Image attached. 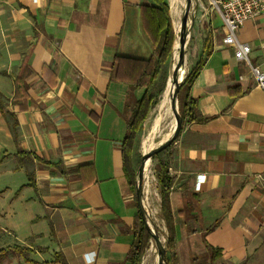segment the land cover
Listing matches in <instances>:
<instances>
[{
	"label": "crops",
	"instance_id": "crops-1",
	"mask_svg": "<svg viewBox=\"0 0 264 264\" xmlns=\"http://www.w3.org/2000/svg\"><path fill=\"white\" fill-rule=\"evenodd\" d=\"M213 1L197 0L202 43L190 68L208 39L213 50L188 91L198 119L183 123L165 160L176 250L179 264H211L206 243L222 250L214 264H264V92L250 67L264 74V19L238 30L251 48L250 64L238 61ZM146 2L0 4V97L19 124L16 139L0 111V199L9 193L35 209L38 248L62 264H129L139 206L122 147L146 90L112 80L111 65L116 55L157 56L143 28ZM20 76L28 99L14 102ZM136 158L135 144V171Z\"/></svg>",
	"mask_w": 264,
	"mask_h": 264
},
{
	"label": "trees",
	"instance_id": "trees-1",
	"mask_svg": "<svg viewBox=\"0 0 264 264\" xmlns=\"http://www.w3.org/2000/svg\"><path fill=\"white\" fill-rule=\"evenodd\" d=\"M147 1L148 2L143 3L140 6L141 18L144 31L152 42L157 56H153L148 59H139L130 56L116 55L111 65L112 80L126 84L134 90H146L144 96L136 102L133 108L132 115L128 121L127 133L123 140L122 147L124 174L128 181L129 188L135 195L136 200L137 183L136 171L134 170L132 160L133 150L138 135L143 129L144 123L149 118L152 110L155 109V106L159 103L158 99L153 97L152 90L155 87V83L160 76L162 65L167 63L171 58L176 42V33L174 30L168 4L164 0ZM212 51L213 50L210 46V39H208L204 44L203 55L187 74L186 79L181 87L178 100L179 111L182 116L183 123L187 120L191 122L198 119L196 113V101L189 98L188 91L204 68L207 60L212 54ZM54 85V82L50 84V86ZM15 86L16 92L13 99L14 102H18L21 100L26 101L28 99V93L25 86V77L20 76L19 78H17V80L15 81ZM23 106L25 105L21 106L22 109ZM0 111L4 118L11 121V123H9V127L12 135L17 139V130L19 127L17 117L12 112H8L6 110V104L1 97ZM85 168L86 167L80 168V177L82 181L83 170ZM159 170L160 173L157 179L159 183V194L161 198L160 210L168 231L166 245L167 264H179L176 250V240L173 232V218L169 198L172 187V178L169 173L168 166L160 161ZM28 178L30 184H33L34 175L28 174ZM84 186L87 187V184H84ZM216 227L217 225L211 227L209 230L211 231ZM135 234L136 241L130 251L127 261L129 264H142L146 251L150 247L152 236L149 230L146 228L145 222L139 210L138 214L136 215ZM206 248L210 254L211 264H214L219 258L222 257L221 249L214 248L207 243Z\"/></svg>",
	"mask_w": 264,
	"mask_h": 264
},
{
	"label": "rangeland",
	"instance_id": "rangeland-1",
	"mask_svg": "<svg viewBox=\"0 0 264 264\" xmlns=\"http://www.w3.org/2000/svg\"><path fill=\"white\" fill-rule=\"evenodd\" d=\"M171 1L174 2V0H166V2H170V3ZM175 1L178 4V6L181 7L180 8L181 17H179V21L181 22V18L183 15V9H184V5H183L184 3L182 0H175ZM194 3H195V7L191 14V17L193 16L195 18V23L191 30L189 43L186 49V53L188 56V64H189L187 68L186 76L191 70L190 64L192 63L195 57L194 51H197V49H199L202 43L200 36H199L200 35L199 28L202 24L200 23L201 18L198 14L199 10L197 6V0H194ZM174 30H176L175 26H174ZM177 37H179L178 33H176V40H177ZM170 69H171V58L169 59L167 63L162 65V69H161L162 73L160 72V76L155 83V87L152 90L153 97L158 99L159 102L165 90L167 80L172 75V70ZM157 106L158 105H156L155 109H153L152 112L150 113V116L144 123L143 129L138 135V138L136 141V152H137L136 174L141 165L142 154H146L152 148L158 146V144L161 142V138L165 134H167L168 131H170L171 129L167 126L168 121H166V123L164 122L162 124L163 127L159 126V128L157 129L156 134H155L156 137L154 136L156 140V145H152L151 147L147 148L145 151H141V148H142L141 142H142L143 136L148 135V133H150V130L153 129V124H154V121L158 113V111L156 110ZM169 148H167L164 152L158 154L156 157H154L151 160L152 172H150L149 176L150 175L152 176H150V181H151L150 184L146 182L145 178L143 181L145 204H146V209L149 214V220L157 227L159 234L161 233L160 237L163 238L165 246L167 245L168 233H167L166 225L162 218V214L160 210L159 183H158L157 177L160 173L159 161L164 164L166 163L165 160H166L167 153L169 152ZM136 183H137V176H136ZM1 194L2 193H0V195ZM9 196L10 194L7 193L5 195V198L2 197L0 199V264H35L36 262H39L40 264L42 263L44 264L47 261L51 262L54 260H57L59 264L64 263L63 258L61 257L56 258L55 255L47 256L43 250L38 248L42 240L34 236V230H37V228L35 229L34 224L30 221L31 215L35 213V209L31 207L29 204H27L26 202L15 201L14 195L8 198ZM153 215H154L155 220L151 218ZM152 243L154 244V242L151 241V244ZM35 250L38 251L39 255L41 256H37ZM147 251L143 258L142 264H144ZM205 263H206V258H203L198 261V264H205ZM152 264H157V260L153 261Z\"/></svg>",
	"mask_w": 264,
	"mask_h": 264
},
{
	"label": "water",
	"instance_id": "water-1",
	"mask_svg": "<svg viewBox=\"0 0 264 264\" xmlns=\"http://www.w3.org/2000/svg\"><path fill=\"white\" fill-rule=\"evenodd\" d=\"M194 7H195L194 0H185L183 15L181 18V25H180L181 29H180L179 37H177L176 44H175L174 51H173L174 53L175 48L177 46L179 50L178 61L175 67L173 68L172 75L170 77L172 78L173 84L175 86L173 93L171 95V99H170V107H169L170 111L164 112L163 116L160 118L158 122V127H157L158 129L159 126H162L164 122L168 121L167 126L169 128H172V124L173 122H175L173 133L170 137L161 141L158 144V146L153 148L151 151L147 152L146 154H142L141 165L136 174L137 176V189H136L137 202H138L140 213L145 222L146 228L149 230L152 236V242H154L157 252H158L157 264H167V249L159 236L158 229L149 220V214H148V211L146 209V204H145L143 181L145 177V171H146V168L149 162L154 157H156L158 154L164 152L167 148H169L177 140L180 134L181 128H182L183 119L179 111L178 96H179L181 87L186 79V76L183 80H181L180 71L184 69V67L186 66V57H187L186 49L189 43L191 30L195 23V18L193 16L191 17ZM190 17H191V25L189 26ZM155 129H152V131L154 132V136L157 131V130L154 131ZM150 224H152V226Z\"/></svg>",
	"mask_w": 264,
	"mask_h": 264
},
{
	"label": "built area",
	"instance_id": "built-area-1",
	"mask_svg": "<svg viewBox=\"0 0 264 264\" xmlns=\"http://www.w3.org/2000/svg\"><path fill=\"white\" fill-rule=\"evenodd\" d=\"M4 0H0V4ZM35 3L37 0H29ZM213 6L216 8L223 21L225 36L224 43L235 49V57L238 61L250 64V46L238 41L237 32L250 20L264 19V0H215ZM251 67L257 85L264 92V74L258 68ZM206 181V176H200L196 183V189L200 190Z\"/></svg>",
	"mask_w": 264,
	"mask_h": 264
},
{
	"label": "bare ground",
	"instance_id": "bare-ground-1",
	"mask_svg": "<svg viewBox=\"0 0 264 264\" xmlns=\"http://www.w3.org/2000/svg\"><path fill=\"white\" fill-rule=\"evenodd\" d=\"M183 1V5H185V0H182ZM180 3V2H179ZM182 3V2H181ZM170 6V5H169ZM180 8L178 6V4L176 3V1L174 0L171 1V16H172V20H173V25L176 27V32L180 33V25H181V22L179 21V17H181V12H180ZM191 25V17H190V21H189V26ZM178 47L176 46L175 48V52L173 53L172 57H171V69L170 70H173V68L175 67V65L177 64V61H178ZM188 56L186 57V66L184 67V69H182L180 71V78L181 80H183L186 76V72H187V68H188ZM175 86L173 84V81H172V78H168L167 80V83H166V87H165V90L161 96V100L157 106V117L154 121V124H153V129H155L154 131L157 130V127H158V122L160 120V118L163 116L164 112H169V107H170V99H171V95L173 93V90H174ZM156 111V112H157ZM171 113V112H170ZM172 114V113H171ZM172 116V115H171ZM166 123V122H165ZM157 124V126H156ZM174 125H175V122H173L172 124V128L170 129V131H168L167 134H165L162 138H161V141L167 139L168 137H170L173 133V129H174ZM163 127V126H162ZM166 127V126H165ZM147 128V127H146ZM152 128V127H151ZM162 129V128H161ZM169 129V128H168ZM149 130V128H148ZM152 130V129H151ZM150 130V133H148V135L146 136H143L142 138V148H141V151H145L147 148L151 147L152 145H156V140H155V137H154V132ZM165 131V130H164ZM161 133V132H160ZM162 134V133H161ZM158 138V137H157ZM155 148V147H154ZM153 149V148H152ZM151 149V150H152ZM150 150V151H151ZM149 152V151H148ZM151 167H152V162L150 161L147 168H146V171H145V180L147 183L150 184V172H152L151 170ZM152 178V177H151ZM152 185V184H151ZM145 195V194H144ZM149 206V205H148ZM153 220L154 219V215L151 217ZM152 226V224H150ZM157 228V227H156ZM161 234V233H160ZM159 234V236H160ZM162 242L164 243V240L162 237H160ZM158 259V252H157V249L155 247V245L152 243L147 251V255H146V258H145V261H144V264H152L153 261H156Z\"/></svg>",
	"mask_w": 264,
	"mask_h": 264
}]
</instances>
